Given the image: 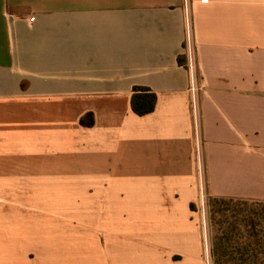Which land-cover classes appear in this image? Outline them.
<instances>
[{
  "label": "crops",
  "instance_id": "obj_1",
  "mask_svg": "<svg viewBox=\"0 0 264 264\" xmlns=\"http://www.w3.org/2000/svg\"><path fill=\"white\" fill-rule=\"evenodd\" d=\"M136 88L152 112H134ZM111 178L186 201L152 257L119 264H205L192 205L264 203V0H0V212L26 209L12 196L34 181L93 196Z\"/></svg>",
  "mask_w": 264,
  "mask_h": 264
},
{
  "label": "rangeland",
  "instance_id": "obj_2",
  "mask_svg": "<svg viewBox=\"0 0 264 264\" xmlns=\"http://www.w3.org/2000/svg\"><path fill=\"white\" fill-rule=\"evenodd\" d=\"M105 181L92 184L93 196L79 186L68 191L67 180L62 179L34 181L24 195H13L26 209L13 205L7 220L0 212V235L6 230L12 237L11 243L1 242L2 256H9L12 264H20L26 254V264H42V256L52 264H85L88 249V264H107L106 252L119 264L125 258L152 257L155 250L149 244L164 235L162 224L186 219L185 196L139 191L133 178H111L107 188ZM55 184H62L61 191L55 190ZM166 203L178 209L171 211ZM191 208L204 221L205 264H264L263 202L203 196L199 210ZM98 223L113 234L100 239ZM87 233L93 236L89 242ZM112 237L126 243L106 248L104 241Z\"/></svg>",
  "mask_w": 264,
  "mask_h": 264
},
{
  "label": "trees",
  "instance_id": "obj_3",
  "mask_svg": "<svg viewBox=\"0 0 264 264\" xmlns=\"http://www.w3.org/2000/svg\"><path fill=\"white\" fill-rule=\"evenodd\" d=\"M136 94L134 95L132 99V107L135 113L138 115H146L147 113H150L155 108L156 103V96L154 94H142L144 92H148L147 89H135ZM140 92V93H139ZM82 125H91L92 122H87L85 118L81 120Z\"/></svg>",
  "mask_w": 264,
  "mask_h": 264
},
{
  "label": "built area",
  "instance_id": "obj_4",
  "mask_svg": "<svg viewBox=\"0 0 264 264\" xmlns=\"http://www.w3.org/2000/svg\"><path fill=\"white\" fill-rule=\"evenodd\" d=\"M31 21H34V19L32 18Z\"/></svg>",
  "mask_w": 264,
  "mask_h": 264
}]
</instances>
